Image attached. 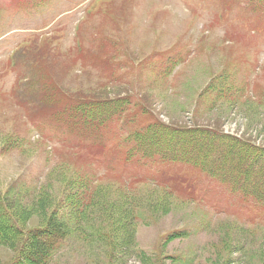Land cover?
<instances>
[{
  "label": "rangeland",
  "instance_id": "1",
  "mask_svg": "<svg viewBox=\"0 0 264 264\" xmlns=\"http://www.w3.org/2000/svg\"><path fill=\"white\" fill-rule=\"evenodd\" d=\"M84 1L0 0V191L19 184L10 198L19 227L43 226L57 203L68 213L79 194L89 210L67 222L75 235L48 264H264V203L158 160L128 170L170 183L174 196L125 187L118 147L120 128L154 119L264 147V0H104L102 14L98 0ZM223 83L240 90L236 102L217 96ZM118 98L130 108L97 137L67 128L70 105ZM22 236L0 237V264L17 259Z\"/></svg>",
  "mask_w": 264,
  "mask_h": 264
},
{
  "label": "trees",
  "instance_id": "2",
  "mask_svg": "<svg viewBox=\"0 0 264 264\" xmlns=\"http://www.w3.org/2000/svg\"><path fill=\"white\" fill-rule=\"evenodd\" d=\"M101 104L99 103L100 106ZM105 104L108 110L113 107L117 111L120 107L108 102ZM133 142L136 145L144 143L141 148L149 155H155L156 150L162 148V156L167 157L174 150L178 156L187 158L189 164L200 171L212 177H222L225 181L231 179L245 188L247 193L264 199V156L254 147L247 146L242 140L225 135L218 129L201 127L194 130L153 121L134 135ZM18 187L19 184L14 183L6 193L0 191V237L13 242L20 235L25 239L17 259L12 264H48L65 239L75 235L67 222L73 220L75 223L77 219H81L89 210V204H85L79 194L77 196L80 199L76 201L72 200L71 195L67 199L71 201L66 205L70 208H67L68 213H60V204L57 203L58 210L52 213L43 226L23 231L10 210V198ZM155 187L164 189L169 196H174L172 187L164 184ZM132 224L133 222L126 225L127 228L132 227Z\"/></svg>",
  "mask_w": 264,
  "mask_h": 264
}]
</instances>
